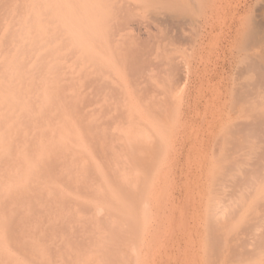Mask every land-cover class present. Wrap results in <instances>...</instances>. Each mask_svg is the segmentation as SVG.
I'll return each mask as SVG.
<instances>
[{
	"label": "rangeland",
	"instance_id": "374dc122",
	"mask_svg": "<svg viewBox=\"0 0 264 264\" xmlns=\"http://www.w3.org/2000/svg\"><path fill=\"white\" fill-rule=\"evenodd\" d=\"M0 264H264V0H0Z\"/></svg>",
	"mask_w": 264,
	"mask_h": 264
},
{
	"label": "bare ground",
	"instance_id": "6f19581e",
	"mask_svg": "<svg viewBox=\"0 0 264 264\" xmlns=\"http://www.w3.org/2000/svg\"><path fill=\"white\" fill-rule=\"evenodd\" d=\"M44 146V145H43ZM46 147V148H45ZM44 148L46 149L45 150V153H44V155L43 156H46L50 151H52V150H54V145H52V143H46V146H45ZM47 157H49V156H47ZM47 157H42V159L39 161V162H41L40 164H42L43 165V167L45 166V158L47 159ZM48 160V159H47ZM39 164V165H40ZM47 166H49V165H47ZM48 168V167H47ZM45 170V169H44ZM45 172V174H44V182H43V186H40L39 188H38V190H40L43 194H45V196H46V199H45V205H44V208L42 209V214H44V215H46V216H48V214H49V212H50V208L49 207H51L50 205V202H51V200H53V197H54V189H57V186L55 185V178H56V176L54 175V174H52V173H50L49 172V170H46V171H44ZM58 173V175L60 176V177H64V175L67 173L66 172V169L63 167V166H60L59 167V171L57 172ZM56 173V174H57ZM58 181H60L59 179H58ZM30 183H32L31 181H23L22 182V185L25 187V188H29L30 186H31V184ZM21 184V183H20ZM33 186V185H32ZM61 189H63V187H61V186H59ZM31 188V187H30ZM38 193V192H37ZM40 193V192H39ZM41 193V194H42ZM58 194H61L60 193V190H59V193ZM44 196V195H43ZM60 198V197H59ZM22 213V212H21ZM17 216H18V214H17ZM19 216H20V214H19ZM22 216V215H21ZM18 224V223H17ZM6 225V224H5ZM3 226V225H2ZM48 226H50L49 224H45L44 225V227H42V229L44 228V232H45V235L46 234H49L50 233V228L51 227H48ZM7 227V226H6ZM14 227H16V226H14ZM18 227H19V233L21 234V235H26V233L28 234V233H30V229H25V227H26V225H24L22 222H20L19 223V225H18ZM3 228V230H4V226L2 227ZM7 229V228H6ZM9 229V228H8ZM2 230V231H3ZM27 230H29V232H27ZM8 231V230H7ZM43 232V231H42ZM29 235V234H28ZM36 255L37 256H35L34 258H36V260H40L41 259V256L39 255V252L38 251H36Z\"/></svg>",
	"mask_w": 264,
	"mask_h": 264
}]
</instances>
